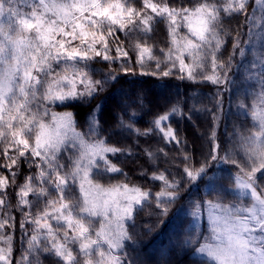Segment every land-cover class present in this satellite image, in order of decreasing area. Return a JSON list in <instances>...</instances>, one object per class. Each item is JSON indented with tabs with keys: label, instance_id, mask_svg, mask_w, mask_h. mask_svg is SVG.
I'll list each match as a JSON object with an SVG mask.
<instances>
[{
	"label": "snow or ice",
	"instance_id": "obj_1",
	"mask_svg": "<svg viewBox=\"0 0 264 264\" xmlns=\"http://www.w3.org/2000/svg\"><path fill=\"white\" fill-rule=\"evenodd\" d=\"M248 5L249 0H188L187 4L181 0L178 6L167 0H144L142 8L137 9L130 6L129 0H0V144L4 145L0 156L5 160L0 169H8L11 174L0 175V264H13L14 233L8 230L15 229V218L5 210L9 207L10 187L19 189L12 211L23 213L19 225L22 233L27 236V225H33V234L27 236L26 255L16 264H39L41 254L54 255L57 264H80L81 256L86 258L85 264H136L126 250V242H135L127 222L134 218L135 207L151 194L128 183L106 185L105 174L121 172L107 154L122 149L99 138L85 139L76 131L75 114L57 112L54 106L90 99L103 90L107 77L89 79L84 71L89 61L99 59L109 65L119 61L125 72L133 70L127 63L129 53L117 34L123 32L127 37L138 32L146 36L152 31L154 19L148 10L166 20L170 37V46L166 51L161 49L170 66L162 69L157 60L156 71L150 74L171 76L177 63L184 73L186 61L191 58L193 66L187 78L193 79L195 68L211 55L212 74L204 80L219 85L220 70L230 67L217 58L223 44V17L244 15L250 23ZM259 30L264 32V25ZM237 47L239 44H234V49ZM135 48L136 64L143 70L145 57H155L146 42L138 41ZM260 76V96L264 99V72ZM108 77L115 79L111 72ZM224 77L227 79V73ZM78 84L85 90H80ZM213 118L219 119L215 110ZM252 118L258 119L259 125L245 138L250 164L227 155L224 158L239 169L233 195H250L251 204L211 206L218 208L210 217L211 235L204 243L197 240L199 246L195 248L207 258V264H264V185L258 183L264 176V115L257 117L253 111ZM169 119L160 116L154 122L155 128L144 135L159 129L166 142L180 145L173 128L160 127ZM64 152H68V160L61 163ZM218 153L219 143H214L209 156L217 161ZM189 159L185 146L183 173L190 181L202 179L209 170L206 161L205 166L193 170L187 163ZM25 163L35 167L37 174L18 185L16 169ZM152 178L164 184L156 193V202L166 214L167 203L177 198L178 185L169 183L164 173ZM52 191L56 195L49 198ZM30 195L44 204L35 216L25 211V206H32Z\"/></svg>",
	"mask_w": 264,
	"mask_h": 264
},
{
	"label": "rangeland",
	"instance_id": "obj_2",
	"mask_svg": "<svg viewBox=\"0 0 264 264\" xmlns=\"http://www.w3.org/2000/svg\"><path fill=\"white\" fill-rule=\"evenodd\" d=\"M142 5L143 3H138L136 6L130 4V6H134L137 9H141ZM148 11L150 13V10ZM255 18L256 20L251 28V43H249L246 52L242 54L236 73L237 80L235 79L230 86V109H228L229 114L225 120L224 128L225 145L223 155L230 156L242 164H250L248 160L250 149L245 143V138L256 131L259 125V120H253L252 118L253 111H255L257 117L264 115V99L260 96L259 84L260 73L264 72V61H262V56H264V52H262V49H264V32L259 30L260 26L264 25V7ZM138 35L142 34L129 33L127 37L137 40L139 38ZM133 44H136V42L134 41ZM209 59L210 56L207 60ZM188 61L189 64H193L191 58ZM84 71L88 74L87 70L84 69ZM78 88L82 91L85 90L84 85L81 84H78ZM192 89L195 88L188 89L186 87L182 89L175 82L164 83V85L158 83L149 87L146 99L137 100V97L131 95L128 91V84H121L111 94L101 97V102L109 105L107 110L114 113L116 118L114 122L103 123L100 129L108 134V137L113 139L119 148L130 155L135 154L137 157V161L131 164L127 170L133 185H157L158 182L164 185L162 181L158 180L157 182V180L152 178L154 174L164 173L168 177L169 183L174 182L178 185L177 194L179 191L185 192L189 188V178L183 173L185 164L182 163L185 155V146L191 159L187 162L191 169H198L201 166H205V161L206 165L211 161L209 141L218 126V120L213 118V110L218 115L220 107H217V104L219 101L211 89H206L207 91L205 92ZM84 100L90 103L94 102V100L99 101V99L91 100V98ZM241 105H246L247 107H241ZM181 109H185L188 113L187 116H184V120H178L179 117H175L174 112V119L176 118V120H172L176 124L174 122L169 123V121L162 122L163 124L168 123L169 127H174L179 131L181 139L184 140L182 143L184 145L180 146L181 148H177L174 145V141L166 142L163 133L159 130H154L147 136L144 133L141 134V130L138 132L139 124L133 125L130 121L136 120L138 116L145 120L151 115L154 118L162 115L168 116L169 112L171 113L174 110L180 113ZM163 128L167 129L165 125H163ZM181 132H184V138ZM0 147L4 148V145L0 144ZM64 154H62L61 163L68 160V152ZM210 173H208V177L202 184V187L206 186L203 188L206 200H210V203H207L206 208H209L206 211V216H204V221L200 220L196 215L201 209L199 197L196 195H191L189 199L186 198V200H181V202H178L176 198L167 203L166 214H163V206L157 208L156 195L145 200L147 204L141 207L136 214L138 216L136 233L138 234L137 239L143 240L144 230H146L148 238L144 241L146 243L143 247L138 246L133 247V249L127 247L126 249L128 254L135 258L136 264H207V258L203 254L193 253L191 250L194 245L199 246L194 241L200 238L198 241L204 243L205 238L211 235L210 217L218 212V208L211 206L219 204L240 206L241 203L236 202L242 201L240 199L250 201L249 204L251 203L250 195L247 197L239 194L233 195L231 190L236 188L235 177L233 178L232 175L224 171L221 173ZM25 179L22 184L25 183ZM258 183L264 185V176L260 177ZM55 195V191H52V196L49 198H53ZM28 199L32 201V206L30 208L25 206V211H30L35 216L44 209L43 202H36L35 197L32 195ZM220 200H223V202H220ZM196 204L199 207H194ZM166 215L167 218L172 219L169 229L164 234L165 236L163 235V240L153 246L148 239L155 232L151 235L150 229L152 231L158 229L163 220L166 219ZM97 227H99V224H97ZM32 228L33 225L29 224V234L27 236L33 234ZM142 228L144 229L142 230ZM27 236H24L19 244L16 262L21 261L22 257L26 255L25 249L28 247ZM75 251L78 252V247L75 248ZM32 259L36 260L35 252L32 255ZM78 259L80 264H85L86 258L81 256ZM39 264H57V258L54 255L46 256L41 254L39 256Z\"/></svg>",
	"mask_w": 264,
	"mask_h": 264
},
{
	"label": "trees",
	"instance_id": "obj_3",
	"mask_svg": "<svg viewBox=\"0 0 264 264\" xmlns=\"http://www.w3.org/2000/svg\"><path fill=\"white\" fill-rule=\"evenodd\" d=\"M144 0H129L130 4H134L136 6L138 3H143ZM155 3H163L164 0H153ZM167 2L172 6H178L181 2V0H167ZM185 4H187L188 0H184ZM264 7V2L257 3L256 0H249L248 5V11L251 14V22L246 23L245 16L239 15V16H232V17H223V23L220 26V39L223 41L222 47L217 52V58L218 61L223 62L225 65H230V67L223 68L220 70L221 74V83L219 85H213L212 83L205 81L204 76L211 75L212 74V65H211V55L210 59L207 60L203 65L196 67L195 72L197 75L193 79L187 78V74L189 71L192 70L193 64H189V61L187 60L186 63L188 64V67L185 69L184 73H181L179 71V65L177 63V67L173 69V75L164 77L162 75H152L150 73H153L156 71V63L157 60L161 62L162 69L169 67L170 63L167 61V58L165 55L161 53V49H164L165 51L170 46V37L168 35V25L166 20L161 19L160 17H156L155 14H152L154 19L152 23V31L149 32L146 36L142 33L138 32H132V33H138L142 35H138V39L134 40L132 38L126 37L123 32L118 33L117 35L120 37V40L124 43L125 50L128 51L130 59L127 60V63L129 67H131L133 70L129 72H125L124 69L121 67V64L119 61L115 65H109L107 62H104L102 60H95V61H89L88 67L85 69L88 72V77L91 80H100L102 78L107 77V82L103 85V90L98 91L92 98L93 99H99V101L94 100V102H89L85 100H76L71 101L67 104V106H61V105H55L54 110L57 112H65V111H71L75 114V120H76V131L80 132L85 139L87 140H94L96 138L102 139L107 141L109 146H115L118 147L117 144H115L114 140L108 137V134L104 133L102 129H100L103 125V123L106 122H114L116 116L114 113L107 110L109 105L105 102H101V97L104 95H109L112 92L117 89L119 85H125L128 84V91L131 93V95H134L137 97V100L140 99H146V95H148L147 90L150 86L153 84L161 83L164 85V83H172L175 82L179 84L182 89H185L186 87L188 89L195 88L197 91H207V90H213L214 95L217 97L219 103V109H218V126L215 131V136L210 138V147L214 143H219V157L220 159L217 161H211L208 162L206 165L207 174L203 176L202 179H198L197 181H190L188 180V189L184 192H180L177 194L178 202H181V200H186L191 197V195H196L199 197L201 209L196 213V215L199 217L200 220H205L206 211L209 208L207 207V203H210V200H206L205 193L203 191L202 187L203 182L208 177V173H221L222 171L227 172V174H230L234 177H236L237 173L239 172V169L235 167L233 164L225 161V156L223 155V149L225 145V139H224V128H225V120L229 114L228 109H230V86L233 83V81L237 80V70L239 68L242 54L246 52L249 46L250 41V27L252 28V25L254 24L256 18L255 16L261 12V10ZM5 21L7 20V17L3 18ZM5 27H7V24L5 23ZM150 37V38H149ZM143 41L146 42L147 45L152 49V55L155 57V59H148L145 57V66L142 70L139 65L136 64L137 60V50L135 48L136 44H133V42ZM239 44V47L234 49V44ZM115 47V46H113ZM114 54V53H113ZM169 65V66H168ZM143 72L149 73V74H141ZM111 72L113 76H115V79H112L111 77H108V73ZM227 73V79H225L224 74ZM99 75V76H98ZM181 76L184 78L181 79ZM192 89V90H195ZM207 89V90H206ZM102 95V96H101ZM213 95V94H211ZM97 105H100V107H97ZM142 105V104H140ZM184 108V107H181ZM174 112L175 117H179L178 120L182 121L184 120V116H187L188 113L185 109H181L180 113L177 111H172L171 113H168L169 120H165L163 122H176V118L174 119ZM97 117L99 118V122H97ZM139 117V116H138ZM136 120H130L131 123L139 124L138 132L140 130L142 131L141 134L145 132V130H148L149 128H155L154 122L155 119H159L158 116L155 118L151 115V117L145 119H141L140 117ZM174 119V120H172ZM185 123V122H183ZM163 125H165L166 128L169 127V124H163L161 123L160 127L163 128ZM137 128V127H136ZM172 128V127H171ZM173 129L177 133L181 144L176 145L174 141V145H176L177 148H181L180 146L184 145L182 144L184 140L181 139L179 131L176 130L174 127ZM159 130V129H155ZM160 131V130H159ZM183 135V138L185 136L184 132H181ZM76 143H79V141H76ZM171 144V143H170ZM173 144V143H172ZM119 148V147H118ZM121 149V148H120ZM3 151V148L0 147V152ZM66 153V152H64ZM63 153V154H64ZM181 153V151H180ZM11 154V153H10ZM65 155V154H64ZM108 158L121 169V172L119 173H109L105 174L104 176V183L106 184H117V183H128L129 185H133L131 182L130 175L128 174L127 170L133 164L135 161H137L136 155H130L126 153L123 149L120 152H117L115 154H107ZM191 159H189L190 161ZM5 163V160L2 156H0V164ZM17 177H16V184L21 185L23 180L29 175L37 174V169L35 167H31L28 164H22L20 169H16ZM211 174V173H210ZM0 175L10 176V172L8 169H0ZM259 175V174H258ZM158 182V180H157ZM134 186H138L141 188L142 191L149 192L151 195L148 197H154L157 192L161 191L164 188V185L158 184L157 185H150L147 184L145 186H139L138 184H135ZM201 187V188H200ZM179 190V189H177ZM19 191L18 188L10 187L8 189L9 193V207L5 209L9 212L11 216H14L15 218V229H9V233H14L13 235V251H12V259L13 264L16 263V259L19 253V244L21 243V240L25 236L24 233H22L19 225L20 221L23 219V213L16 210L12 211L14 207H16L17 201L15 199L16 192ZM194 191H196L194 193ZM243 198V197H242ZM245 198V197H244ZM251 199V198H250ZM147 200V199H145ZM142 202L141 206H136L134 209V218L130 219L127 222V225L129 226V231L133 232L134 234V243L133 242H126L127 247L132 248L141 246L143 247L144 241L148 238V233L146 230H144L143 234V240H138V234L137 232V219L138 216H136L137 211L143 207L146 203V201ZM242 201H236L238 203L244 204V205H250V201H246L244 199H240ZM220 202H223V200H220ZM205 206V208H204ZM172 220V219H171ZM171 220L169 217L163 220V223H161V226L156 229L155 231H152L150 229L151 235L155 232L150 239V244L155 246L157 243L161 242L164 238V234L169 229L168 227L171 224ZM134 225V226H133ZM144 228H142L143 230ZM27 234H29V224L27 225ZM164 235V236H163ZM200 238H198L199 240ZM194 241V239H193ZM197 241V240H196ZM194 241V242H196ZM198 246H193V249L191 250L193 253H195V248Z\"/></svg>",
	"mask_w": 264,
	"mask_h": 264
}]
</instances>
